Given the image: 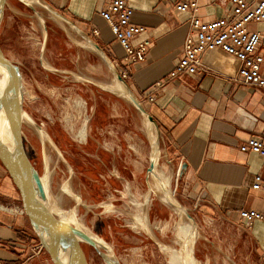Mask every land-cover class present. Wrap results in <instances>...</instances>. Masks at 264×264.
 I'll list each match as a JSON object with an SVG mask.
<instances>
[{
	"label": "crops",
	"instance_id": "obj_1",
	"mask_svg": "<svg viewBox=\"0 0 264 264\" xmlns=\"http://www.w3.org/2000/svg\"><path fill=\"white\" fill-rule=\"evenodd\" d=\"M46 1L94 39L119 71L127 68L121 60L124 56L121 45L101 17V11L110 0ZM129 5L133 11L132 22L148 29L135 38L133 45L145 39L152 42L146 60L128 67L126 81L140 97L179 62L189 32V16H178L169 0H129ZM36 7L39 12L44 11ZM227 8L226 4L211 3L202 9L201 15L206 20H215L223 16ZM255 26L254 30L262 34L258 52L264 56V23ZM60 29L51 30L53 38L48 40L51 46L47 42L45 52L41 51L40 55L46 56L60 74L79 73L80 55L64 54L63 48L68 45L59 33L65 30ZM94 30H98L99 35H95ZM69 63L75 66L72 71L65 66ZM203 63L199 74L167 85L158 92L156 103L145 107L161 131L159 165L172 164L176 172L186 165L185 174L195 205L214 223L218 238L225 233V243L218 242L235 264H264V224L256 222L248 228L240 217L242 211L264 215V192L252 188L257 175L264 179V160L257 154L240 151L250 138H264V90L237 83L242 64L220 49L206 52ZM262 73L264 75V64ZM116 110L123 111L131 121L144 124L139 114L123 100L119 99ZM142 131L146 132L143 140L146 148H140L150 162L151 145L146 125ZM122 168L127 169L126 165ZM23 210L18 190L0 162V264H53L46 252L36 253L39 241Z\"/></svg>",
	"mask_w": 264,
	"mask_h": 264
},
{
	"label": "rangeland",
	"instance_id": "obj_2",
	"mask_svg": "<svg viewBox=\"0 0 264 264\" xmlns=\"http://www.w3.org/2000/svg\"><path fill=\"white\" fill-rule=\"evenodd\" d=\"M40 12L48 27L49 47L51 42L48 40L53 38L51 30L58 27L66 30L59 31L68 45L63 48L64 54L80 55L79 73L60 74L46 56L41 57L45 36L43 23L17 0H8L0 26V41L6 58L19 76L25 111L54 142L51 144L47 137L43 140L33 124L24 119L25 149L41 176L45 177L49 172L46 166L48 150L53 156L52 178L49 174L46 176L47 181L51 178L47 185L52 205L61 215L76 211L77 220L84 223L88 232L112 246L121 264H171L169 253L173 247L178 248L173 245L176 233L172 227L162 235L159 228L166 223L176 227L189 219L178 211L174 213L154 196L147 212L150 225L145 229L143 219L146 216L143 217L140 211L135 216L141 224V227L137 226L138 230L131 226L130 212L133 211L128 206L129 200H124L122 195L126 193V183L130 184L133 196L136 193L147 196L151 191L146 184L150 162L140 148L144 146L146 136L141 122L131 121L123 111L116 110L119 98L103 90L112 91L114 84L102 61L67 26L49 13ZM255 28L251 25L252 30ZM65 66L68 71L75 67L71 63ZM123 165L127 169H123ZM179 174L173 168L172 190L201 235L194 244L196 262L189 264H235L218 242L225 243L227 236L223 233L218 238L214 223L195 205L187 175L180 177ZM109 202L114 211L105 213L104 205ZM83 245L89 264H106L92 246Z\"/></svg>",
	"mask_w": 264,
	"mask_h": 264
},
{
	"label": "water",
	"instance_id": "obj_3",
	"mask_svg": "<svg viewBox=\"0 0 264 264\" xmlns=\"http://www.w3.org/2000/svg\"><path fill=\"white\" fill-rule=\"evenodd\" d=\"M17 1L30 8L43 23L45 36L42 53H44L47 43L48 27L46 26L43 15L39 12L36 6L41 7L59 22L72 29L81 38L85 47L102 61L114 84L112 91L106 88H103V90L110 93L112 92L117 98L126 102L139 114L146 125L151 145L150 167L146 173V184L150 190H152L151 184L154 183L155 186L166 192L163 185L154 176L159 167V158L161 154L160 128L128 82L121 77L117 67L106 51L76 24L58 12L46 0ZM7 4L8 0H0V26L4 18ZM1 86L0 162L8 172L12 183L18 190L22 207L31 229L52 263L89 264L87 258L84 257L78 249L79 244L85 243L92 246L106 264H121L113 252L107 250L102 252L85 232L78 229L77 232L65 233L61 230L62 227L66 226L67 221L63 219V215H61V213H59L52 205L48 185L43 176L39 174L26 152L22 132L24 119L30 121L42 136L46 135V133L25 111L19 76L11 62L6 58L0 41V88ZM46 137L51 144L54 145L53 140L48 135H46ZM57 151L62 159L69 165L62 153L59 150ZM181 169L179 175L180 177H183L186 165ZM174 204L181 215H185L195 224L187 210L179 203L176 197H174ZM191 248L192 251H194L193 246ZM193 258L196 262L194 253Z\"/></svg>",
	"mask_w": 264,
	"mask_h": 264
},
{
	"label": "built area",
	"instance_id": "obj_4",
	"mask_svg": "<svg viewBox=\"0 0 264 264\" xmlns=\"http://www.w3.org/2000/svg\"><path fill=\"white\" fill-rule=\"evenodd\" d=\"M178 16L187 14L189 32L185 38L183 52L176 66L161 80L153 84L139 97L146 107L156 103L158 92L185 76L199 74L204 68L203 55L214 49L237 58L241 69L236 82L244 86L264 90L262 67L264 56L258 52L262 34L251 29V25L264 23V0H169ZM220 3L229 6L223 16L215 20L202 17V9L211 4ZM133 11L129 0H110L101 11V17L110 26L112 34L121 45L124 56L122 63L127 68L119 71L124 80L129 78V66L144 62L151 46V39H145L136 46L135 38L148 32L145 26L132 22ZM99 35L98 30H94ZM240 151L254 153L264 160V138L252 137ZM253 190L264 192V179L255 177ZM24 213V210L22 211ZM240 217L246 227L256 222L264 224V215L256 211H242ZM37 254L45 252L40 243L35 247Z\"/></svg>",
	"mask_w": 264,
	"mask_h": 264
},
{
	"label": "bare ground",
	"instance_id": "obj_5",
	"mask_svg": "<svg viewBox=\"0 0 264 264\" xmlns=\"http://www.w3.org/2000/svg\"><path fill=\"white\" fill-rule=\"evenodd\" d=\"M3 86V83H2ZM2 86L0 88V93L2 91ZM142 129H145V125L142 124ZM89 132V127H88V131ZM42 136V135H41ZM46 138V135H43L42 138L43 140ZM56 161L58 162V159H56ZM164 163L160 164L158 167V170L155 172V178H157L160 183L163 185V187L165 188L166 192H164L163 190H161L160 188H158L157 186H155L154 183L151 184L152 186V190L149 191L148 194L142 195L139 193H136L135 196H133L134 194L131 192V188L130 185L127 184L125 185L126 190L124 192L126 193H122L123 195V199L124 200H129L128 202V206H130L131 210L133 212H130V215L132 217L131 220V226L133 228H137L141 227V224L137 221V219L135 218L136 214H138V212L141 211V213L143 214L142 216L145 217L143 221L146 224V228L147 229L150 225V220L147 216V212L148 210H150V207L154 201V196H156L165 206H167L168 208H170L174 213H178L177 212V208L175 207L174 204V191L172 190V186H171V182L173 181V168H172V164H168V165H163ZM46 166L48 167L49 172H47L46 176L49 174V176L51 177V175L53 174L52 172V166H53V156H51V152L50 150H48L47 155H46ZM177 172H180V169L177 170ZM177 174V173H175ZM45 176V175H44ZM43 177L44 180L46 181V183H50L49 180H51V178L47 181V178ZM64 184V183H63ZM133 196V197H132ZM78 201L80 200L79 197L77 196ZM124 202V201H123ZM125 203V202H124ZM126 204V203H125ZM126 206V205H125ZM105 208V213L106 212H110V211H114V207L113 205L109 202V204L104 205ZM125 208V207H124ZM128 208V207H127ZM71 213V211H70ZM119 216V215H118ZM121 216V215H120ZM63 219L67 221L66 226L62 227L61 230L65 233H71V232H77V230H81L83 232H85L86 234H88L89 238L100 248V250L103 252L105 250L113 252V247L108 245L106 243V241L101 238L100 236L92 233V232H88L87 229L85 228V225L83 222H79L77 219V215H76V211L69 214L66 212V214H64ZM78 221V223H77ZM133 221V222H132ZM176 221V220H175ZM168 222V220H167ZM128 224V222H127ZM161 225V223H160ZM174 227L176 236H175V240L173 241V245H177L178 248L173 247L172 250L169 253V262H171V264H189L190 261H194L193 258V253L194 251H192V246L194 248V244L195 241H197L199 239V237L201 236L198 232H197V228H196V224H194L192 221L189 220V222H183L181 224H177L176 227L174 226V224H170V223H166L164 226L160 227L159 231L162 233V235H164L167 231V229H170ZM139 230V228H137ZM158 229V228H157ZM140 230H142L140 228ZM84 243L79 244V251L85 256L84 252H83V248H84ZM166 249H170L168 246H166ZM114 253V252H113Z\"/></svg>",
	"mask_w": 264,
	"mask_h": 264
}]
</instances>
